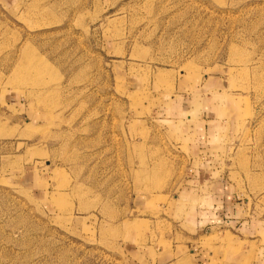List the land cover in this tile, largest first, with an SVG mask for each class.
<instances>
[{
  "label": "rangeland",
  "instance_id": "obj_1",
  "mask_svg": "<svg viewBox=\"0 0 264 264\" xmlns=\"http://www.w3.org/2000/svg\"><path fill=\"white\" fill-rule=\"evenodd\" d=\"M0 264H264V0H0Z\"/></svg>",
  "mask_w": 264,
  "mask_h": 264
},
{
  "label": "crops",
  "instance_id": "obj_2",
  "mask_svg": "<svg viewBox=\"0 0 264 264\" xmlns=\"http://www.w3.org/2000/svg\"><path fill=\"white\" fill-rule=\"evenodd\" d=\"M215 197V198H214ZM224 197H225V195H224V192L222 193V194H220V195H218V194H216V195H214L213 193H211V196H210V202H211V200L214 198V200H216L217 199V202L218 201H220L221 203H214L213 205L214 206H216V210H220V209H223V205H225L224 203H225V199H224ZM233 204H234V207L233 208H235V205H237V203H234L233 202ZM239 205V204H238ZM235 210V209H234ZM216 216H220L221 214L218 212H216ZM222 216V215H221ZM220 219H221V221L223 220V217H219ZM231 218H236V216H231ZM201 220H205V218L203 219L202 217L200 218ZM208 224H210V222L208 223ZM218 224L219 225H221L222 224V222H218ZM207 227V226H206Z\"/></svg>",
  "mask_w": 264,
  "mask_h": 264
}]
</instances>
